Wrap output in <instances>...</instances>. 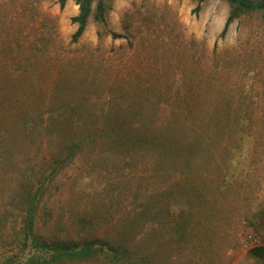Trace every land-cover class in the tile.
<instances>
[{"label":"rangeland","instance_id":"rangeland-1","mask_svg":"<svg viewBox=\"0 0 264 264\" xmlns=\"http://www.w3.org/2000/svg\"><path fill=\"white\" fill-rule=\"evenodd\" d=\"M100 1L74 40L76 0H0V264L33 194L38 236L127 248L52 264H264L263 16Z\"/></svg>","mask_w":264,"mask_h":264},{"label":"trees","instance_id":"trees-1","mask_svg":"<svg viewBox=\"0 0 264 264\" xmlns=\"http://www.w3.org/2000/svg\"><path fill=\"white\" fill-rule=\"evenodd\" d=\"M66 0H61L64 4ZM80 6V12L73 17V21L79 24L74 33L77 40L84 32L88 18L91 15L94 0H76ZM205 0H200L197 9ZM231 5V13L226 21L221 35H225L227 29L235 19L243 14L259 12L264 18V1L259 0H227ZM95 19L102 22L105 20V2L101 0L95 12ZM118 36L117 33H114ZM37 194L30 195L24 209L22 241L27 246L31 243L29 252L25 255H12L5 264H52L64 258L91 259L93 257H108L112 261H121L127 250L125 245L102 239H87L80 243L71 239H44L34 233V221L36 219ZM25 250V249H24ZM252 256L264 260V244L253 246L250 250Z\"/></svg>","mask_w":264,"mask_h":264}]
</instances>
